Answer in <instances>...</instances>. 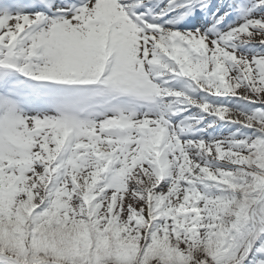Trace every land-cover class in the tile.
Wrapping results in <instances>:
<instances>
[{
    "label": "snow or ice",
    "instance_id": "snow-or-ice-1",
    "mask_svg": "<svg viewBox=\"0 0 264 264\" xmlns=\"http://www.w3.org/2000/svg\"><path fill=\"white\" fill-rule=\"evenodd\" d=\"M0 264H264V0H0Z\"/></svg>",
    "mask_w": 264,
    "mask_h": 264
}]
</instances>
